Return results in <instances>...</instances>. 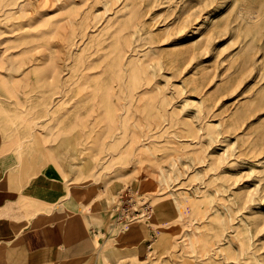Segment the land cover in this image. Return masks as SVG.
Instances as JSON below:
<instances>
[{
    "label": "rangeland",
    "instance_id": "1",
    "mask_svg": "<svg viewBox=\"0 0 264 264\" xmlns=\"http://www.w3.org/2000/svg\"><path fill=\"white\" fill-rule=\"evenodd\" d=\"M0 139L72 264H264V0H0Z\"/></svg>",
    "mask_w": 264,
    "mask_h": 264
},
{
    "label": "crops",
    "instance_id": "2",
    "mask_svg": "<svg viewBox=\"0 0 264 264\" xmlns=\"http://www.w3.org/2000/svg\"><path fill=\"white\" fill-rule=\"evenodd\" d=\"M2 146L0 139V264H72L91 256L97 248L91 223L97 220L73 210V217L58 223L55 213H39L29 206L10 177L16 159L1 154Z\"/></svg>",
    "mask_w": 264,
    "mask_h": 264
},
{
    "label": "bare ground",
    "instance_id": "3",
    "mask_svg": "<svg viewBox=\"0 0 264 264\" xmlns=\"http://www.w3.org/2000/svg\"><path fill=\"white\" fill-rule=\"evenodd\" d=\"M260 11H258V10H255L254 8L253 9H251V10H249V13L250 14H256V13H259ZM251 17H252V15H251ZM254 17H256V16H254ZM258 17V16H257ZM257 19V18H256ZM253 20V19H252ZM24 37V36H23ZM22 40V39H21ZM37 139V138H36ZM39 141V140H38ZM40 144V143H39ZM20 163V162H19ZM28 164V163H27ZM20 165V164H19ZM30 168V167H29ZM41 169V168H40ZM42 170V169H41ZM32 174V173H31ZM39 174V173H38ZM15 175V174H14ZM17 175V174H16ZM19 178V177H18ZM21 191V190H20ZM23 196V195H22ZM30 197V196H29ZM70 200H72L71 198H70ZM70 208H68L67 207V209H66V212H63V213H61L60 215H58L57 213H55V217H54V220L55 221H57L58 223L59 222H62V221H66V220H68V218H70V216H74L75 214H74V211H73V204H71V201H70ZM65 211V210H64ZM82 214H83V212H82ZM81 215V214H80ZM77 217V216H76ZM181 218H182V227L184 228L185 226H186V224H187V222L190 224V226L191 227H193L194 226V220L193 221H190V219L189 218H187V216L186 217H184V215H181ZM80 219V218H79ZM83 219V218H82ZM85 219V218H84ZM40 220H42V219H40ZM77 221H78V219H77ZM130 223V222H129ZM133 223V222H132ZM68 226V225H67ZM64 228V227H63ZM80 228V227H79ZM199 227H196V228H192V229H190L188 232H187V235H186V238H184L182 241H183V249L184 250H186V249H188V250H194L195 252H197V248L195 247V242H196V240H197V238H199V237H201L202 235H203V233H201V232H199ZM142 230V229H141ZM35 231V230H34ZM66 231H67V229H66ZM120 233V232H119ZM82 234V233H81ZM89 234V233H88ZM81 236V235H80ZM87 236V235H86ZM73 237V236H72ZM97 237V236H96ZM89 238V237H88ZM77 239H78V237H77ZM85 239V238H84ZM78 242V241H77ZM80 242V241H79ZM72 243H73V241H72ZM143 245V244H142ZM144 246V245H143ZM143 246H140V248H139V251H138V255H139V257H140V255H141V257H143V255L145 254V248L143 247ZM69 247V246H68ZM76 247V246H75ZM111 250V249H110ZM76 252V251H75ZM116 252V251H115ZM208 252H210L211 253V250H209L208 249ZM208 252L207 253H205V252H202L201 253V255H199V253H197V257H196V259H201V260H203V259H205L204 257L205 256H207L208 255ZM70 254V253H69ZM83 255V254H82ZM112 255V254H111ZM76 257V256H75ZM140 257V258H141ZM189 257V256H188ZM209 257V256H208ZM191 258V257H190ZM82 261V260H81ZM119 261V260H118ZM200 261V260H199ZM185 262V261H184ZM196 262V261H195ZM71 263V262H70ZM198 263V262H197ZM111 264V263H110ZM199 264H201L200 262H199Z\"/></svg>",
    "mask_w": 264,
    "mask_h": 264
},
{
    "label": "built area",
    "instance_id": "4",
    "mask_svg": "<svg viewBox=\"0 0 264 264\" xmlns=\"http://www.w3.org/2000/svg\"><path fill=\"white\" fill-rule=\"evenodd\" d=\"M131 192V191H130ZM129 192V196L131 195L132 197L131 198H133V195H132V192L130 193ZM124 197V196H123ZM119 210L121 209V205L119 206V208H118ZM130 213H131V208L130 207H128L127 209H124V215L123 216H125L126 218L127 217H129L130 216Z\"/></svg>",
    "mask_w": 264,
    "mask_h": 264
}]
</instances>
